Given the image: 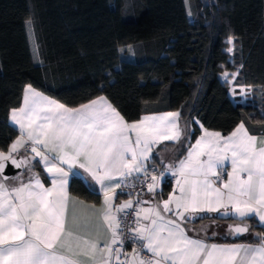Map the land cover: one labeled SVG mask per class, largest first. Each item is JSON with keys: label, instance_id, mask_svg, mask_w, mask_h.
Segmentation results:
<instances>
[{"label": "snow or ice", "instance_id": "snow-or-ice-1", "mask_svg": "<svg viewBox=\"0 0 264 264\" xmlns=\"http://www.w3.org/2000/svg\"><path fill=\"white\" fill-rule=\"evenodd\" d=\"M31 24V19L25 22L26 30ZM232 42L230 38L228 43ZM224 75L226 79L229 73ZM231 75L235 80L237 74ZM179 117V112H166L129 124L103 96L68 108L26 86L23 106L10 116L21 134L7 154L0 151V264H81L74 257L95 261L98 252L100 264H264V236L257 234L256 242L249 244L207 243L188 236L182 226L203 212L238 218L240 224L229 226L230 236L249 232L245 218L258 217L264 226V139L250 135L243 123L227 137L205 130L184 159L165 169L176 176V187L162 202V211L159 204L137 207L134 226L117 215L131 219L126 210L134 207L131 199L113 204L121 188L117 178L146 172L144 161L153 146L182 142L185 133ZM28 144L34 156L14 158ZM36 157L51 178V187H45L37 173L28 182L9 187L3 176L5 161L31 171ZM229 162L232 170L222 181ZM77 168L89 174L103 193L102 219L111 234L103 243L67 227L69 177L87 179ZM164 178V173L153 175L148 191L155 192ZM128 241L137 244L130 254L122 251ZM142 250L151 255L143 256Z\"/></svg>", "mask_w": 264, "mask_h": 264}, {"label": "trees", "instance_id": "trees-1", "mask_svg": "<svg viewBox=\"0 0 264 264\" xmlns=\"http://www.w3.org/2000/svg\"><path fill=\"white\" fill-rule=\"evenodd\" d=\"M187 3L190 15L185 0H0V151L18 136L8 114L29 85L70 108L104 96L127 121L179 112L190 127L182 150L200 133L195 118L224 135L240 122L264 133V0ZM127 46L132 56L121 57ZM223 71H237L236 85L258 86L257 104L233 103ZM69 191L99 198L80 178L70 179ZM247 225L227 241L264 236L256 219Z\"/></svg>", "mask_w": 264, "mask_h": 264}, {"label": "crops", "instance_id": "crops-1", "mask_svg": "<svg viewBox=\"0 0 264 264\" xmlns=\"http://www.w3.org/2000/svg\"><path fill=\"white\" fill-rule=\"evenodd\" d=\"M229 41V40H228ZM33 43V41H32ZM233 49V47H232ZM228 50V49H227ZM225 73H229L228 75V79H222V75ZM237 74V71H223L221 72L218 77L221 81L223 82H231V84H228V95L230 97V99L233 101V103H239V104H252V103H256L258 102V100L261 98V89L258 86H249V85H236L234 84V80L232 78L231 74ZM231 85L233 86V90H241L242 88L245 90L244 92L246 93H254L255 92L258 94L257 97L251 96V97H247L245 96L244 99L240 98V94L239 93H235L234 95L231 94ZM34 89V88H33ZM36 92L41 93L43 96L48 97L49 99L55 100L54 98L42 93L41 91L34 89ZM253 95V94H252ZM101 97V96H98ZM98 97H95L91 100L97 99ZM104 97V96H103ZM106 98V97H105ZM107 99V98H106ZM90 100V101H91ZM251 100V101H249ZM57 101V100H56ZM90 101L84 103L87 104ZM107 101L109 102V100L107 99ZM58 103H60L59 101H57ZM24 103V92L22 94V98H21V102L20 105L16 108H12L9 111L8 114V122L10 125H12L13 127H15L18 131V136L10 143V145L8 146L7 150L2 151L5 154L8 153V150L11 146V144L13 142L16 141V139L20 136V130H19V126L18 125H14L11 120H10V116H11V112L13 109H19L23 106ZM110 103V102H109ZM62 104V103H61ZM111 104V103H110ZM82 105V104H81ZM81 105L75 107L78 108ZM112 105V104H111ZM66 106V105H65ZM113 106V105H112ZM67 107V106H66ZM114 107V106H113ZM70 108V107H68ZM115 108V107H114ZM117 110V109H116ZM118 111V110H117ZM166 112H176V111H158V112H150V113H145L142 114L138 119L133 120V121H127L125 120L127 123L131 124L134 123L136 121H139L143 116L145 115H161L163 113ZM122 116V115H121ZM193 121L195 122V124L198 126L200 133L198 134V136L192 141L190 142L186 148L184 150H182L183 146L188 142L189 140V133H190V127L189 124L185 121H182L179 119V125L181 127V129L184 130V137L182 138V142H169V141H164L161 142L160 144H157L155 146H153V151L152 154L150 156V158L146 161H144V165L145 168L148 166V164H151L150 161L152 159H154V163L157 164L159 167L161 168H165L167 169L170 165H174L177 164L178 161L180 159H184L187 156L188 153V149L189 146L192 144H195L196 140L199 139L203 134L204 131L207 130L208 132H220V131H216V130H210V129H206L202 126V124L200 123L199 120H197L196 118L193 119ZM242 122L238 123L234 129H232L231 132H229L228 134L224 135L222 134V136L227 137L229 136L236 128L238 125H240ZM245 126V125H244ZM246 128V126H245ZM246 130L248 131V129L246 128ZM248 133L252 136H256L258 139H264V133H250L248 131ZM134 139V137H133ZM13 155L18 156V158L20 160L25 159V158H29L31 159L34 154L31 152V145L28 144L25 148H21L17 153H14ZM39 158L36 157L34 160H32V167H31V171H29L28 167H22V170H20L19 172L15 173L14 175H12L11 177L7 178L6 183L9 187H13V186H18L21 183V180L23 182H28L30 176L32 173H37L35 167H34V162L38 161ZM42 168V170L44 171V166L42 164H39ZM65 168H67V166H65ZM77 171L81 172L84 176L87 177L86 180H82L84 182V184L86 186H88L91 190H95L98 195V201L97 202H91V201H86L78 196H76L75 194H72L69 191V183H70V179L72 177H69V182H68V187H67V191L70 197V200L68 202V212H67V227L69 230H71L72 232H74L75 234L82 236V237H86L90 240H99L101 243H103L104 241H108L111 239V234L108 231L106 225L103 222L102 219V211H103V193L100 191V186L98 184H95V181H93L91 179V176L87 173H84L83 169H76ZM231 169V164L230 162L227 164V169L226 171L222 174V181H226L228 179L227 176V172H230ZM171 172V171H170ZM142 173V172H141ZM141 173L139 174H133L132 176L123 178V179H131V178H136L137 176H139ZM172 173V172H171ZM45 176L47 177L46 179L48 180V182H44L43 178L40 176V179L42 181V183H44L45 187H51V178L48 176V174L44 171ZM173 174V173H172ZM13 177H20V179H13ZM122 179L121 178H117V182L120 183ZM92 185H94V189L92 187ZM165 185H168L169 188L168 190H164ZM219 186V185H217ZM176 187V176L173 175V180L171 182H163V181H159L158 187H156L155 192H149L147 191L143 196H141L140 201L142 203L139 204L138 207L141 208H149V207H155L156 205H160L161 211H162V202L164 200H167L169 195L173 193V189ZM116 195L113 198V204L116 206H119L121 204H123L124 202L128 201V197L119 191V189L116 190ZM207 212H203V213H199V214H204ZM164 214V213H162ZM167 215V214H164ZM258 223L259 219L258 217L255 218ZM204 220H213L216 221V228L219 231H225V228L227 227V224H240L241 221L236 218V217H232V218H228L227 220H221V219H217L214 217H207V218H200V219H196V220H185L182 222V226L185 228V231L187 233L188 236H190L193 239H203L205 240V242L207 243H216V244H231V243H237V244H249V243H254V242H250L248 240L246 241H227L229 239H231L233 236L227 235L226 237H209V236H203L200 234V230L202 226V221ZM243 223L248 224V218H245ZM85 224L87 225L85 227ZM212 225V224H211ZM261 225V224H260ZM214 227V226H211ZM264 227V226H263ZM251 238L255 237V234H250L248 235ZM75 247V245H73ZM77 251H79V249H77ZM146 251V250H144ZM147 252V251H146ZM148 253V252H147ZM149 255H151L150 253H148ZM75 259H79L81 261V264H100V253L98 252L96 254V259L95 261H92L90 259H88L87 257L81 255L78 257H74Z\"/></svg>", "mask_w": 264, "mask_h": 264}, {"label": "built area", "instance_id": "built-area-1", "mask_svg": "<svg viewBox=\"0 0 264 264\" xmlns=\"http://www.w3.org/2000/svg\"><path fill=\"white\" fill-rule=\"evenodd\" d=\"M147 171L142 172L139 176L136 178H131V179H122L120 181L121 183V188H119V191L124 193L127 197L128 200H133L134 202V207L133 209H128L126 212L131 213V219H127L124 215V213H118L117 215L122 219L126 220V222L129 225H132V221L135 220V209L139 206L135 204V201H140L141 196H143L147 191H148V184L152 183L151 177L153 175L160 176L161 173H164V179H161L163 182H171L173 180V174L168 171L165 172V168L159 167L157 164H148L146 167ZM134 226V225H132ZM128 235H130V232H127ZM137 246L136 243L128 241L125 243V246L123 248V252L126 253H131L132 249ZM143 256L148 257L150 256L146 251L142 250L141 253ZM125 257L122 255L121 259H124Z\"/></svg>", "mask_w": 264, "mask_h": 264}, {"label": "rangeland", "instance_id": "rangeland-1", "mask_svg": "<svg viewBox=\"0 0 264 264\" xmlns=\"http://www.w3.org/2000/svg\"><path fill=\"white\" fill-rule=\"evenodd\" d=\"M185 2H186V5H187L188 15H190V8H189V5L187 3V0H185ZM28 34H29V38H31L32 36H31V32L29 30H28ZM232 47H233L232 43L231 44L229 43L228 49L232 48ZM124 49H125V51L123 50V47L120 48L121 57L130 58L132 56L131 47L127 46V47H124ZM221 78L225 79V75L223 74ZM226 79H228V76H227ZM226 83L229 84V82H226ZM235 93H239L240 94L239 97L242 98V99H244L245 96H247V97H251V96L257 97V95H258L256 92H255V94L253 92L252 93L251 92L250 93L244 92L242 94L241 90H233V86L231 85V94L234 95ZM249 101H251V100H249ZM202 222H203L202 223L203 227H201V230L199 232H200L201 235L209 236V237H226L227 236L226 234L229 233V226H233V224L228 223L227 227L225 228V231L222 232V231L217 230V228H216L217 225L216 224H218V223H216V221L204 220ZM211 226H214V227H211ZM213 233H216V235H213Z\"/></svg>", "mask_w": 264, "mask_h": 264}, {"label": "water", "instance_id": "water-1", "mask_svg": "<svg viewBox=\"0 0 264 264\" xmlns=\"http://www.w3.org/2000/svg\"><path fill=\"white\" fill-rule=\"evenodd\" d=\"M14 158H16L17 160H20L18 158V156L16 155H13ZM5 164H6V167L4 169V172H3V176L4 177H11L12 175H14L15 173L19 172L20 170H22V167L21 168H16L14 165H12L11 161H5ZM209 217H214V218H217V214L216 213H209L208 214ZM201 217H203V214H199L198 216H195V217H192L190 218V220H196V219H200ZM217 219H221V220H227L228 217H223V218H217ZM237 224H234L233 226H235Z\"/></svg>", "mask_w": 264, "mask_h": 264}]
</instances>
